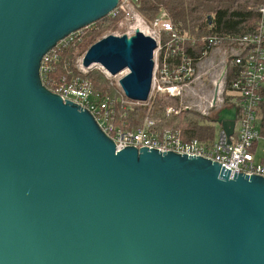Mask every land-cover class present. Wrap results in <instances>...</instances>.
Instances as JSON below:
<instances>
[{
    "label": "water",
    "instance_id": "95a60500",
    "mask_svg": "<svg viewBox=\"0 0 264 264\" xmlns=\"http://www.w3.org/2000/svg\"><path fill=\"white\" fill-rule=\"evenodd\" d=\"M120 0H0V264H264V177L133 145L43 82L45 55ZM157 41L108 34L100 64L146 102ZM237 107L216 121L233 135Z\"/></svg>",
    "mask_w": 264,
    "mask_h": 264
},
{
    "label": "built area",
    "instance_id": "2783aa9c",
    "mask_svg": "<svg viewBox=\"0 0 264 264\" xmlns=\"http://www.w3.org/2000/svg\"><path fill=\"white\" fill-rule=\"evenodd\" d=\"M137 1L120 0L109 15L112 17L124 15L119 22L123 32H114L116 35H132L140 29L157 41L150 97L155 93H167L178 98L182 105L188 95L195 98L192 105L203 115L209 116L213 112L216 118L223 107L236 106L237 118L233 135L228 136L218 122L220 126L217 127L214 139L208 141L195 137L186 138L181 129L157 128L152 119H146L138 129H126L124 124L120 125L117 121V104L120 102L132 105L143 102L128 99L120 85L119 95L106 94L100 97L94 92L91 82L77 76L71 80L55 81L54 89L51 90L59 93L64 100H72L87 108L101 128L114 140L117 149L133 145L156 148L162 152L172 150L189 156H204L219 162L232 174L243 172L264 177V136L256 124L257 110L264 99V1L259 7L260 20L254 32L238 37L230 46H221V51L216 50L220 53L216 54L217 59L211 62L209 70L219 69L220 73L212 81L213 90L200 96L193 91L195 83L197 84L199 79L202 80V76L197 74L195 61L220 47L218 39L209 37L203 54L193 59L186 52L184 38L176 32L167 14L163 12L161 16L148 23L138 13ZM76 33L63 42L72 39ZM164 33L169 35L167 40H163ZM54 49L43 58L41 65L43 82L57 61ZM230 64L234 68L231 81L228 79ZM97 65L106 75H110L100 64ZM181 107L190 109L192 106L186 103ZM171 111L175 109L168 108V112Z\"/></svg>",
    "mask_w": 264,
    "mask_h": 264
},
{
    "label": "trees",
    "instance_id": "16d2710c",
    "mask_svg": "<svg viewBox=\"0 0 264 264\" xmlns=\"http://www.w3.org/2000/svg\"><path fill=\"white\" fill-rule=\"evenodd\" d=\"M264 0H138L137 11L151 23L163 12L174 24L176 32L184 38L186 52L195 59L202 55L209 37H216L219 46H230L235 40L254 32L260 20L259 7ZM124 15H108L94 24L79 30L72 39L60 43L54 51L57 61L53 69L44 78L45 85L54 89V82L71 80L80 76L93 85L94 92L103 97L106 94L118 95V88L101 70L83 72L76 67L79 56L102 37L120 29L119 22ZM169 35L164 33L163 40ZM210 51V50H209ZM233 66L229 65L228 79H233ZM264 92V90H263ZM173 107L175 111L168 112ZM179 100L167 93H155L148 101L140 104H117V121L126 129L142 127L146 119H152L160 129H181L186 138H198L202 141L214 139L217 121L214 116L202 115L192 110L179 108ZM256 124L264 136V99L260 103Z\"/></svg>",
    "mask_w": 264,
    "mask_h": 264
},
{
    "label": "rangeland",
    "instance_id": "374dc122",
    "mask_svg": "<svg viewBox=\"0 0 264 264\" xmlns=\"http://www.w3.org/2000/svg\"><path fill=\"white\" fill-rule=\"evenodd\" d=\"M115 32H123V30L122 29H118ZM113 34H115V33H113ZM217 49H220V51L222 50L221 46L220 47H216L208 56L203 57L200 60H196L195 61V63H197V74H200L202 76V80L199 79L198 82H197V84L195 83L194 88H193V91L195 93H198L199 96L200 95L207 94V93H210L213 90L212 81L220 73L219 69H217V71L209 70V67H211V65H212L211 62L214 61L215 59H217L216 54L218 52L220 53V51L216 52ZM84 54H83V56H84ZM83 56L82 55L79 56V58L77 59V63H76V67L79 68L80 71H91V70H94V69H98V70H101L103 72V70L97 64H93L91 68H83L82 65H81V61H82ZM198 56H200V55H197V57ZM127 72H128V70H126V72L124 71L122 74H119L117 76H111V75H108V74L106 75L104 72L103 73L108 78H110L114 83H116V86H117L118 90H120V87H119V79L123 75H125ZM186 103L191 104V106H192L188 110H192L194 112H198V113L202 114L197 109L196 106H193L192 105V104L195 103V98H193V97L190 98L187 95V98L184 100V102L182 103V105H185ZM182 105H181V103H179V106H180L179 108L181 110L187 109V108L181 107ZM209 116H214V113L212 112L211 114H209ZM216 124H217V127L220 126L218 123H216Z\"/></svg>",
    "mask_w": 264,
    "mask_h": 264
},
{
    "label": "bare ground",
    "instance_id": "6f19581e",
    "mask_svg": "<svg viewBox=\"0 0 264 264\" xmlns=\"http://www.w3.org/2000/svg\"><path fill=\"white\" fill-rule=\"evenodd\" d=\"M146 34H147V32L146 31H144ZM126 72V71H125Z\"/></svg>",
    "mask_w": 264,
    "mask_h": 264
}]
</instances>
